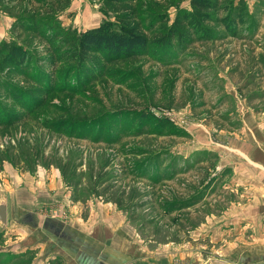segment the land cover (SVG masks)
<instances>
[{"label": "rangeland", "instance_id": "1", "mask_svg": "<svg viewBox=\"0 0 264 264\" xmlns=\"http://www.w3.org/2000/svg\"><path fill=\"white\" fill-rule=\"evenodd\" d=\"M217 1L218 22L205 24L214 39L191 32L187 41L161 48L160 59L147 54L102 61L94 76L68 72L70 65L60 63L44 71L46 84L54 83L52 94L21 70L1 72L0 81L46 102L31 113L0 88V116H24L19 124L0 127V195L37 181L46 186L57 177L65 203L44 205L41 214L65 218L68 204L77 202L84 211L111 206L130 241L158 253L174 250L173 264H247L251 256L264 255V206L255 211L249 204L256 199L249 185L254 169L229 145L242 136L245 112L264 120V0ZM241 1L246 21L234 36L224 20ZM10 6L11 13L0 9V44L24 46L33 57L30 73L42 68L49 44L40 34L14 29L13 15L52 17L78 31L104 20L128 23L154 44L179 12H193L191 0H70L64 10L13 0ZM68 119L96 120L94 133L111 131L122 140L76 139L49 127ZM60 164L69 167L65 180ZM145 171L149 176L141 175ZM153 175L160 179L153 181ZM70 177L78 184H68ZM6 226H0V250L22 251L11 244L15 235ZM35 255L11 263L31 264Z\"/></svg>", "mask_w": 264, "mask_h": 264}, {"label": "trees", "instance_id": "2", "mask_svg": "<svg viewBox=\"0 0 264 264\" xmlns=\"http://www.w3.org/2000/svg\"><path fill=\"white\" fill-rule=\"evenodd\" d=\"M13 0H0V9L11 13L13 6L9 4ZM39 4L55 3L60 5V10H64L70 0H34ZM127 0H108L109 3H123ZM242 1L238 8L229 13L231 17L224 20V25L235 36L238 25L245 23L244 6ZM193 12L181 11L177 14L173 23L165 28L164 33L151 44V40L139 30L138 26L126 23H117L111 20H104L101 24L82 31L64 26L63 23L56 21L55 18L47 17L41 20L32 16H16L14 29H22L24 32H33L40 34L49 44V56L43 58L40 70L37 73H30L32 65V55L28 50L16 41H3L0 44V74L6 68L10 72L15 68L21 70V73L31 81H35L39 86H46V91L50 94L55 90L54 83L49 80L46 84V69L54 70L60 63L69 64L68 72H76L79 75L85 73V76H94L99 73L103 66L102 61L116 62L135 57L151 54L153 57H159L161 48H172L175 41L185 42L189 39L191 32L198 34L202 39H214V33L206 28L208 22H218L213 13L218 9L217 0H191ZM231 10V8H230ZM38 21V22H37ZM14 67V68H13ZM27 69V70H26ZM78 75V76H79ZM85 79V78H84ZM0 88L11 95L27 111L33 113L34 109L42 107L46 102V97L40 98L36 94L27 92L21 94V90L8 81H0ZM67 88V86L65 87ZM67 90V89H66ZM151 117V115H149ZM143 119V118H142ZM24 121V116L18 113L7 112L0 116V127H9ZM96 120H59L49 125L59 134L75 137L76 139H92L95 141H104L109 144H117L122 138V134L113 136L111 131L104 132L98 130L96 133L91 125ZM85 128V129H84ZM138 134L142 130L138 129ZM63 178L67 179L68 165L60 164ZM142 176H149V172H143ZM168 175L162 176L166 177ZM68 184L76 185L78 181L69 178ZM153 181L160 179L159 176H152ZM119 201V200H118ZM3 232V231H2ZM1 238V233H0ZM30 249L22 251L0 250V264H12L15 259L25 258L31 254ZM29 260L27 264H30ZM13 264H25L17 261ZM48 264H60V261H51Z\"/></svg>", "mask_w": 264, "mask_h": 264}, {"label": "crops", "instance_id": "3", "mask_svg": "<svg viewBox=\"0 0 264 264\" xmlns=\"http://www.w3.org/2000/svg\"><path fill=\"white\" fill-rule=\"evenodd\" d=\"M241 128L242 136H236L235 143L232 141L229 145L238 147L240 152H237L254 169L251 178L255 180L249 185L254 186L252 192L256 199L249 204L256 211L264 206V120L245 112ZM47 181L46 186L37 181L35 186L5 192L7 226L10 234L15 235L11 244L34 251L36 255L31 264H48L53 260L60 264H173L174 250L158 253L160 250L145 249L134 238L130 241L125 221L115 216L111 206L95 204L84 211L77 202L68 204L70 214L65 218L41 214L38 208L44 205L65 203L62 201V197H66L63 184L57 177ZM251 222L248 220L249 224ZM247 264H264V255L251 256Z\"/></svg>", "mask_w": 264, "mask_h": 264}, {"label": "water", "instance_id": "4", "mask_svg": "<svg viewBox=\"0 0 264 264\" xmlns=\"http://www.w3.org/2000/svg\"><path fill=\"white\" fill-rule=\"evenodd\" d=\"M8 221V199L6 194L0 195V225L6 226Z\"/></svg>", "mask_w": 264, "mask_h": 264}, {"label": "built area", "instance_id": "5", "mask_svg": "<svg viewBox=\"0 0 264 264\" xmlns=\"http://www.w3.org/2000/svg\"><path fill=\"white\" fill-rule=\"evenodd\" d=\"M169 113V112H168Z\"/></svg>", "mask_w": 264, "mask_h": 264}]
</instances>
